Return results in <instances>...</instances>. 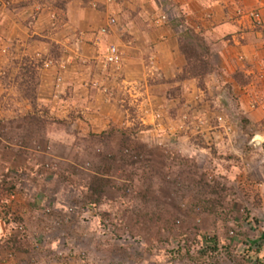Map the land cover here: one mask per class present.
Here are the masks:
<instances>
[{
	"label": "rangeland",
	"instance_id": "obj_1",
	"mask_svg": "<svg viewBox=\"0 0 264 264\" xmlns=\"http://www.w3.org/2000/svg\"><path fill=\"white\" fill-rule=\"evenodd\" d=\"M241 2L233 19L242 27ZM79 3L57 34L63 42L45 28L32 48L0 45V62L15 60L11 71L0 63V77L17 73L2 81L9 106L36 108L19 134L56 156L32 152L38 173L22 175L21 159L10 173L19 190L46 185L65 207L42 210L51 218L37 235L46 252L79 264H264V72L256 93L241 72L233 73L241 88L214 80L211 15L190 17L180 0ZM172 34L180 64L165 39ZM113 44L120 57L108 62ZM9 117L0 126L9 129Z\"/></svg>",
	"mask_w": 264,
	"mask_h": 264
},
{
	"label": "crops",
	"instance_id": "obj_2",
	"mask_svg": "<svg viewBox=\"0 0 264 264\" xmlns=\"http://www.w3.org/2000/svg\"><path fill=\"white\" fill-rule=\"evenodd\" d=\"M79 1L82 0H0V4L2 3L0 5L1 47L11 44L19 46L21 44H26L24 42L28 41L32 48L36 45L35 34L43 31L45 28L47 29L49 37L53 39L57 37V41L63 42L65 36L62 35L63 32L61 31V37H59V30L69 27L70 23L68 17H70L72 12V6L77 2L80 4ZM180 1L181 4L179 3V7L185 8L190 17L196 15L206 16V13L204 14L206 11L211 15L204 28H206L205 32L207 35L209 34L207 36L209 46L219 59L217 61V66L220 74L213 76L214 80L219 82L220 78H222L223 80H228V82H233V86L236 89V85L240 87V84L235 81L233 73L241 72L248 80L243 86L245 91L249 89V91L252 90L253 93L260 92V86L256 87L255 85H258L257 81L261 79L258 77L259 73L264 72V26H256L253 28L251 25L246 24L241 27L240 24L233 19V14L236 10L235 6H237V2L242 1L246 5H238L237 8L242 10L245 8H262L264 10V0H211L212 2L206 5V7H204L205 0ZM197 2L201 4L199 12L195 11L193 7V4ZM218 2L219 4H217ZM210 5L218 11L217 14L221 17V20L215 22L213 19L216 18L215 14L210 13V8H207ZM82 6H84V4H82ZM86 9L85 7L82 11ZM209 23H211V25H208ZM198 28L201 29V25H198ZM173 35L174 34L169 35V37L165 36V39L170 45V49L168 48L169 53L171 51L174 57L179 59L178 64H180L183 58L179 53L177 42ZM165 60L166 64H171L172 62V59ZM0 63L4 66V69H10L11 71V66L15 65V60L6 57ZM12 74L14 73L8 72L4 77H0V119L2 118V120H4L3 118L7 117V115L10 116L9 118L15 117L13 121L6 120L9 124V129L5 127L6 124L0 126V182L8 172V167L11 169V172H15L17 168L15 166L19 163L18 161H20V159L21 161L23 160L22 165H24V168L27 166L26 171L22 174L26 177L29 173L34 176L33 171L36 173L39 172V169L36 167L37 164L33 163L36 153L46 152L51 160L56 159V156L52 153L53 149L38 151V149L27 147L26 145L30 140H28L25 135L22 136L19 134L25 127L24 121H26L31 113L34 114L36 108L26 103L27 101H22L20 104L18 102V104L15 103V105L12 103L11 106H9L13 98L10 97L11 93L8 94L7 83L2 81L9 80ZM14 75H17V73ZM254 82L255 85L252 84ZM51 86L52 82H48L46 88L48 87V90H50L52 89ZM45 108L46 107H44V109ZM7 112L13 113L14 115H10ZM35 114H38V112ZM38 115H40V113ZM10 126H16L15 133H13L15 130ZM45 136L46 141H43L49 142L50 139V141L53 142L52 137L50 138L48 133H46ZM24 137L25 140L22 139ZM9 139L12 140L13 147L5 148V145L11 144L9 143ZM13 140H15V142H13ZM23 143L26 145L23 146ZM32 152H35V154L32 155ZM31 159H33V161ZM45 169L47 168L45 167ZM49 169L51 168H48V170ZM15 181L17 182L16 178ZM22 183L24 187L21 190H19V186L16 183L15 186H17V190H15V197L12 198V201L9 199L8 204L3 203V201L0 202V264H58L57 259L51 260L48 258L49 253L46 252V246L43 243L36 245L35 241L39 231L40 233L44 232L42 230L43 224L51 219L47 218L48 214L43 213L42 210H45L46 206L48 207L47 209H50V204L53 203L57 211L65 213L63 210L65 207L62 209L61 204L59 205V202L53 200L54 194H51L49 199L46 197L45 194L50 192L49 189L46 190V185H43L44 190H41L42 188H40L39 184H31L29 182ZM6 199L7 198H5V200ZM4 213H6L9 218L11 216L12 219H6L7 216ZM13 219H22L26 223L28 233L30 234L29 237L28 235L27 237H23V234H20V230L14 224L16 221ZM48 246H50L49 243ZM70 258L72 264L74 262L79 264L78 259L74 257ZM44 261H47V263Z\"/></svg>",
	"mask_w": 264,
	"mask_h": 264
},
{
	"label": "built area",
	"instance_id": "obj_3",
	"mask_svg": "<svg viewBox=\"0 0 264 264\" xmlns=\"http://www.w3.org/2000/svg\"><path fill=\"white\" fill-rule=\"evenodd\" d=\"M240 14H241L240 18L242 19V21L240 22L242 23V26L246 24L251 25V26H253L252 24H255V25L257 24L256 26H259V25H263L264 23V11L261 8H256L253 10H246V11L242 10L240 11ZM112 22H113V19H112ZM119 57H120V54H119V50L116 45L113 44L107 47L105 58L107 59L108 62H112V61L117 62ZM49 166H50L49 164L46 165V167H49ZM14 197H15V192L11 193L9 197H7L4 203L8 204L9 199H12ZM3 206L7 207L5 205ZM18 229L22 231L24 230V226L21 224L19 225ZM231 233H233V231H231ZM41 243H42L41 241L36 239L35 241L36 245H40ZM48 258L51 260L57 259L58 264H70V260H71L70 256L64 257L62 252H56L53 254L49 253ZM59 259H60V262H59ZM44 262L47 263V261H44Z\"/></svg>",
	"mask_w": 264,
	"mask_h": 264
},
{
	"label": "trees",
	"instance_id": "obj_4",
	"mask_svg": "<svg viewBox=\"0 0 264 264\" xmlns=\"http://www.w3.org/2000/svg\"><path fill=\"white\" fill-rule=\"evenodd\" d=\"M183 47V46H182ZM53 141L59 142L57 139H53ZM8 171V170H7ZM11 173V169L10 172H7L5 174V176L2 178V181L0 182V200H2L4 198V196H9L11 193L15 192V190H17V186L16 185V181L14 175L9 174ZM13 176V177H12ZM3 203L5 202V199L2 200ZM17 224L16 227L18 228L19 225H23L24 226V230H20V234H23V237H27V235L25 234V232L27 231L26 228V223L22 220V219H17Z\"/></svg>",
	"mask_w": 264,
	"mask_h": 264
},
{
	"label": "water",
	"instance_id": "obj_5",
	"mask_svg": "<svg viewBox=\"0 0 264 264\" xmlns=\"http://www.w3.org/2000/svg\"><path fill=\"white\" fill-rule=\"evenodd\" d=\"M257 141H256V143L258 142V143H260V140L259 139H256Z\"/></svg>",
	"mask_w": 264,
	"mask_h": 264
}]
</instances>
